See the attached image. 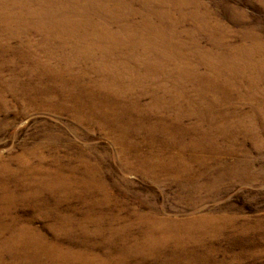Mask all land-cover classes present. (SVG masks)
Here are the masks:
<instances>
[{"label":"rangeland","instance_id":"obj_1","mask_svg":"<svg viewBox=\"0 0 264 264\" xmlns=\"http://www.w3.org/2000/svg\"><path fill=\"white\" fill-rule=\"evenodd\" d=\"M0 264H264V0H0Z\"/></svg>","mask_w":264,"mask_h":264}]
</instances>
